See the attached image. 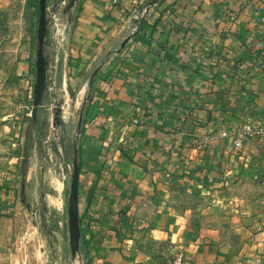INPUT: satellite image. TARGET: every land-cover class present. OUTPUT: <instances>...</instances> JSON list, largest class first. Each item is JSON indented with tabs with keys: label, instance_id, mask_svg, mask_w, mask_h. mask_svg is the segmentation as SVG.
<instances>
[{
	"label": "crops",
	"instance_id": "obj_1",
	"mask_svg": "<svg viewBox=\"0 0 264 264\" xmlns=\"http://www.w3.org/2000/svg\"><path fill=\"white\" fill-rule=\"evenodd\" d=\"M70 1L45 0L37 123L55 103L64 121L82 112L84 264H134L138 232L167 241L179 264H264V152L250 135L234 146L232 132L264 119V0ZM24 40L0 51V102L11 108L0 118V264H13L19 166L35 154Z\"/></svg>",
	"mask_w": 264,
	"mask_h": 264
},
{
	"label": "rangeland",
	"instance_id": "obj_2",
	"mask_svg": "<svg viewBox=\"0 0 264 264\" xmlns=\"http://www.w3.org/2000/svg\"><path fill=\"white\" fill-rule=\"evenodd\" d=\"M37 12L33 0H11L8 5L0 7V51H11L18 41L25 39L24 41L28 42L30 39V43H26L24 47V54L28 51L32 54L30 70L33 83ZM17 46L19 51L22 45L20 43ZM5 60L1 55L0 61ZM17 77H20V74H12L9 80L12 79L13 82ZM4 78L5 74L0 71V82H3ZM8 84L9 88L10 83ZM14 90L15 85L12 86L13 95L21 98ZM25 99L30 113L32 96ZM20 103L24 102L18 99L16 104ZM55 105L54 118L51 121L41 120L40 124L35 125L30 123V128L27 129V145L32 147L35 154H32L31 159L28 158L29 155L25 159L22 158V164L19 166L25 186L19 190L20 202L14 214L13 264L84 263L83 250L79 251L78 248L75 253L70 251L67 222V199L75 153L72 144L77 145V120L80 110L77 108L70 118L64 121L59 103ZM7 108L11 110L0 102V118L2 111ZM36 126L38 130L36 128L35 133H39L31 137L30 130ZM168 244L165 240L138 232L132 238L130 257L134 264H179L176 262L178 253L170 252Z\"/></svg>",
	"mask_w": 264,
	"mask_h": 264
},
{
	"label": "water",
	"instance_id": "obj_3",
	"mask_svg": "<svg viewBox=\"0 0 264 264\" xmlns=\"http://www.w3.org/2000/svg\"><path fill=\"white\" fill-rule=\"evenodd\" d=\"M73 0L70 1L71 4ZM38 22L36 31L35 48V81L32 87V101L30 108V122L37 124V111L42 104V97L47 86L46 59L44 56V40L47 31L46 3L45 0H38ZM127 39L123 40V46ZM82 112L80 111L77 120V127L80 128ZM77 184H78V165L77 156L74 153L72 161V173L70 179V188L67 199V222L69 232V247L71 253H75L79 247L80 227L77 212Z\"/></svg>",
	"mask_w": 264,
	"mask_h": 264
},
{
	"label": "built area",
	"instance_id": "obj_4",
	"mask_svg": "<svg viewBox=\"0 0 264 264\" xmlns=\"http://www.w3.org/2000/svg\"><path fill=\"white\" fill-rule=\"evenodd\" d=\"M50 19L54 22L57 19V15L54 12L49 13ZM136 122V120H134ZM234 140L233 144L236 147H241L243 140L247 135H250L254 138L256 143L259 145L261 150L264 152V119L256 124H251L249 122H243L239 126H235L232 129ZM181 254H178L176 257V262L180 263Z\"/></svg>",
	"mask_w": 264,
	"mask_h": 264
},
{
	"label": "trees",
	"instance_id": "obj_5",
	"mask_svg": "<svg viewBox=\"0 0 264 264\" xmlns=\"http://www.w3.org/2000/svg\"><path fill=\"white\" fill-rule=\"evenodd\" d=\"M33 4L36 6V8L38 9V12H37V15H38V13H39V8H38V0H33ZM37 20H38V17H37ZM83 111H84V104H83ZM72 147L74 148V151H75V153H76V151L78 150V147H77V145H76V143L74 144H72ZM78 219H79V222H80V216H78ZM84 264V263H83Z\"/></svg>",
	"mask_w": 264,
	"mask_h": 264
}]
</instances>
